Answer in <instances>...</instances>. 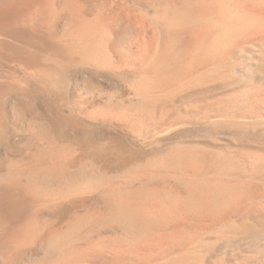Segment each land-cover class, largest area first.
I'll return each instance as SVG.
<instances>
[{"label":"bare ground","instance_id":"6f19581e","mask_svg":"<svg viewBox=\"0 0 264 264\" xmlns=\"http://www.w3.org/2000/svg\"><path fill=\"white\" fill-rule=\"evenodd\" d=\"M147 1L87 18L83 0H63L72 22L58 38L55 0H0V146L10 113L33 106V82L61 96L75 60L129 75L130 98L102 115L130 132L205 128L133 164L117 141L93 145L76 166L72 119L29 118L19 150L0 155V264H264V20L214 42L182 10L214 0ZM86 192L98 200L29 254L44 207Z\"/></svg>","mask_w":264,"mask_h":264},{"label":"rangeland","instance_id":"374dc122","mask_svg":"<svg viewBox=\"0 0 264 264\" xmlns=\"http://www.w3.org/2000/svg\"><path fill=\"white\" fill-rule=\"evenodd\" d=\"M62 1L63 0H55L57 13L52 21L53 30L51 32L55 37H62L72 22L70 13L62 8ZM83 1L85 2V4L82 2L84 4L83 6L86 8L84 9V14L87 18H92L96 14H105L108 16L111 13L112 15V13L114 14L115 12L120 11L119 9L124 7L123 5L126 6V4L141 9H148L150 7L147 0ZM121 25L122 24H117L116 26H113V31L118 32L123 30L124 26ZM6 68L16 71L18 69L16 65L11 63H8ZM65 73L63 78L64 90H62L61 96L60 94L58 96L56 93H44L36 87L39 86V83L33 82V85H35L31 92L34 101L33 106L28 108V113L23 117H20V119L16 114L13 115V111L10 113L7 119L9 121H7V125L10 123L8 125V127L10 126L8 128L10 129L9 138L5 141L6 143H2L1 146L3 148L0 146V151L2 152H0V155L7 153L8 151L16 152L19 150L17 147L20 146V142L23 143L22 138L25 136L23 130L25 131L27 128V122L30 120L29 118L36 117V115L39 116L40 114H51L56 117L61 113L70 120L72 119L74 122L72 124L74 125L67 130L65 139L68 141L77 140L76 142L74 141L76 143L77 152L74 156L75 159L73 158L76 166L85 164L86 161L89 160V156L93 157L95 147L104 142L117 141L120 143L125 149V154L128 156V163L133 164L137 161L148 159L159 150L167 148L176 137H180L182 134L188 133V131L200 133L205 129L203 127H199L198 129L183 127V129L164 130L151 135V137L142 136L140 133L134 131L130 132V130L124 128V126H122L117 120H109L102 115L105 114V107L121 105L130 98V95H128L129 93L127 92V83L129 79L127 73L124 74V72L122 73L120 70L118 71L109 67H92V64H85L80 60L71 62L68 65V68L66 67ZM102 109L103 112H100ZM157 139L159 144L155 142ZM127 150L128 152H126ZM99 160L100 163L105 166L110 167V165H116L112 162V156L102 155ZM80 194H75V196L66 198V200L63 199L60 201L61 203L59 202L56 206L48 205L44 207L42 218H44L43 221L46 222V224L44 223L43 225V227H45L42 228L40 242L36 244V246L29 248V254L33 253L36 256L41 252V244L49 237L50 232L54 231L58 226L61 227L65 225L71 220V215L73 216L78 211H81V209L89 206V203L91 204L99 198L98 193L96 192ZM26 257L27 256H21L16 264H25L28 262Z\"/></svg>","mask_w":264,"mask_h":264},{"label":"clouds","instance_id":"9594fccd","mask_svg":"<svg viewBox=\"0 0 264 264\" xmlns=\"http://www.w3.org/2000/svg\"><path fill=\"white\" fill-rule=\"evenodd\" d=\"M182 10L193 27L227 43L264 20V0H214L186 3Z\"/></svg>","mask_w":264,"mask_h":264}]
</instances>
